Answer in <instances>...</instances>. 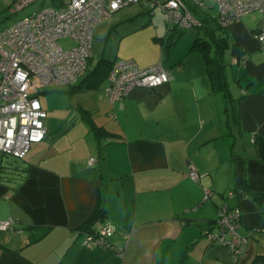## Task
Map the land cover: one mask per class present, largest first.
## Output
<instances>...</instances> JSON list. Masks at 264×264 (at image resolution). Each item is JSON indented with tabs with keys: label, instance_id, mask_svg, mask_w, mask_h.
<instances>
[{
	"label": "crops",
	"instance_id": "obj_1",
	"mask_svg": "<svg viewBox=\"0 0 264 264\" xmlns=\"http://www.w3.org/2000/svg\"><path fill=\"white\" fill-rule=\"evenodd\" d=\"M143 16L113 27L114 59L162 64L171 80L114 103L107 83L97 90L77 83L61 92L76 101L65 117H49L40 102L46 136L24 161L0 169V220H14L12 230H0V264H264L260 20L245 15L223 34L228 101L212 90L200 52L180 40L164 55L155 39L167 30ZM204 189L213 192L208 200ZM223 207L240 214L237 233L248 242L239 256L204 235ZM98 212L90 226L113 229L111 248L88 249L83 226Z\"/></svg>",
	"mask_w": 264,
	"mask_h": 264
},
{
	"label": "built area",
	"instance_id": "obj_2",
	"mask_svg": "<svg viewBox=\"0 0 264 264\" xmlns=\"http://www.w3.org/2000/svg\"><path fill=\"white\" fill-rule=\"evenodd\" d=\"M38 1L0 0L16 12ZM56 3L57 6L50 0V5L0 31V155L12 159H25L31 146L46 136L47 113L39 101L40 92L77 84L92 56L95 27L125 6L144 3L151 10L158 8L167 15L168 26L180 29L200 25L190 6L198 9H205L209 3L217 6V22L223 28L256 12L260 22L254 37L264 50V0H58ZM65 38L72 44L67 48L59 43ZM171 77V71L162 64L140 68L132 60L116 59L107 77L105 93L114 103L135 89H154L166 84ZM188 176L198 180L193 168ZM212 194L204 189V200ZM239 219L238 209L223 207L215 230L204 234L206 240L227 246L239 256L248 242L237 233ZM13 225L12 219L0 220L1 231L12 230ZM113 234L108 226L96 233L86 232L83 246L111 248Z\"/></svg>",
	"mask_w": 264,
	"mask_h": 264
},
{
	"label": "rangeland",
	"instance_id": "obj_3",
	"mask_svg": "<svg viewBox=\"0 0 264 264\" xmlns=\"http://www.w3.org/2000/svg\"><path fill=\"white\" fill-rule=\"evenodd\" d=\"M48 5H50V0H40L38 2L31 4L29 7L25 8L24 10L20 12H16L13 7L6 8L5 3L0 2V31L7 27H10L13 23L19 21L20 19L27 16L28 14L38 11ZM207 5L209 6V9L204 10V11L200 10V11L195 12L196 18L202 20L206 16L209 18H214L218 16L217 6L215 7L211 3ZM140 12L142 13L143 10L139 6V4L128 5V6L121 8L117 12L113 13L108 19L101 22L95 27L93 31V39H92V56H91V60L89 62L87 71H91L102 57H105L107 59H114L116 57V48H117V40L115 38L116 29L113 27H115L116 24L120 22L125 23L132 18L138 17L139 16L138 14ZM147 16H146L147 18L151 19V24H150L151 27L155 26V28L158 29L159 33L161 31L165 33V31L167 30L166 28L168 26V18L165 13H163L160 9L156 8L152 11L151 16L148 14ZM250 18L253 20L254 24L258 23L260 20V16L256 12L251 13ZM140 19L141 18L138 17V20ZM210 21L211 22L210 24H208V26L210 28H214L215 24L213 20H210ZM178 29L183 30L184 34L176 42L182 40V42H189L191 46L197 34L196 29L195 28L194 29L178 28ZM163 33L161 32V34ZM217 34H221L219 30H217ZM186 40H189V41H186ZM59 43L64 48H67L72 45L68 38L60 40ZM182 44L183 43H181V47H182ZM175 45L176 43L172 45L169 49H173ZM225 55H226L225 63L227 65L226 72L228 74L229 79H231L230 78V72H231L230 65H231L232 60L229 55V51L226 52ZM84 75L79 79V82L83 79ZM105 83H107V80L102 84L101 87H103ZM231 86L233 88L232 83H231ZM63 91L67 93L68 88L67 87H55L52 90H49V92L39 97L40 102L42 103V105H44V107L49 112V117H52V115H55L57 117H65L70 113V111L72 110L71 108L75 106L76 104L75 99H72L71 97L61 93ZM75 112L76 110L74 111V113ZM4 161L13 162V159L5 156Z\"/></svg>",
	"mask_w": 264,
	"mask_h": 264
},
{
	"label": "trees",
	"instance_id": "obj_4",
	"mask_svg": "<svg viewBox=\"0 0 264 264\" xmlns=\"http://www.w3.org/2000/svg\"><path fill=\"white\" fill-rule=\"evenodd\" d=\"M57 1L58 0H51V3L57 6L56 5ZM138 4L141 7V9H143V12L139 14L140 16H143L145 14H148L151 16L153 10L149 9L144 3H138ZM205 9H198L196 6L195 7L190 6V10L195 18H196L195 12L200 11V10L204 11ZM196 20L199 22L200 25L195 27L197 34L193 41L192 49L199 51L204 59V63L206 65V72H207L212 90L222 93L225 96V98L228 101H230L231 96H230V91H229L228 84L226 81L225 65L223 61L224 52L228 48L227 40L223 36V34H225L226 28H223L218 24L217 17L209 18L206 16L202 20L198 18H196ZM210 20H213L215 24L214 28H210L208 26V24H210L211 22ZM217 30H219L221 34H217ZM183 34H184L183 30H179L175 26H171V27L167 26L166 35L162 38H156L155 41L159 42L162 45L164 55L165 54L167 55L169 48L172 45H174L176 41ZM234 51H236L235 48H234ZM90 60L88 61L87 65H89ZM114 61H115L114 59H107L105 57H102L91 71L86 70L87 71L86 74L84 75L83 79L80 82L79 81L77 82L78 84L76 85V87L82 90L99 89L102 86V84L107 80V77L109 75L110 70L112 69V65ZM44 91L46 90H43L40 92V94L38 95V98L41 95V93H43ZM4 157H5L4 155H0V169L2 168L1 166L4 161ZM24 160L25 159L23 160L13 159V162H7V163L12 165L14 163H19L20 161H24ZM227 208L230 209L229 207ZM99 218H100V214L98 212L97 216L94 217L91 222L83 226L84 230H89L90 232H94L92 231V228L90 225H92ZM216 221H215V228H216ZM210 231H213V230H210Z\"/></svg>",
	"mask_w": 264,
	"mask_h": 264
}]
</instances>
